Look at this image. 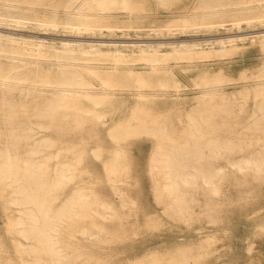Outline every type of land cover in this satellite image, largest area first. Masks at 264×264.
<instances>
[{
    "label": "rangeland",
    "instance_id": "rangeland-1",
    "mask_svg": "<svg viewBox=\"0 0 264 264\" xmlns=\"http://www.w3.org/2000/svg\"><path fill=\"white\" fill-rule=\"evenodd\" d=\"M69 1L31 0L27 12L40 18H64L69 15ZM206 1L246 9L186 25L195 22L191 19L202 12ZM128 2L135 5L132 12L115 0L106 10L108 20L91 29L62 22L47 25L37 19L0 20V74L27 76L28 80L37 77L39 83L44 71L57 74L60 69L78 66L72 65L75 62L92 82V95L84 96L82 106L102 112L97 126L95 119L86 120L77 131L71 116L68 130L60 135L46 124L34 130L36 140L46 138L61 145L47 148L45 153L59 151L56 161L75 164L80 174L65 187L57 204L67 200L76 188L89 193L88 198L94 197L91 192L98 196L92 211L100 227L87 232L78 229L75 239L85 252L99 256L106 264H264V171L255 173L243 163L251 149L264 148V0L253 5L260 11L258 16L233 21V14L251 15V0ZM9 8L24 13L21 7ZM212 20L216 22L208 23ZM165 68L169 70L163 71ZM26 83L29 87L22 92L0 89V96L9 97L3 107L12 104L22 108L26 104L31 111L30 81ZM42 91L50 95L53 89L37 84V106ZM142 109L167 118L163 138L150 129L151 122L141 125L122 119ZM86 113L93 117L90 111ZM25 119L22 126L33 125L30 115ZM254 119L263 121L258 131L248 130ZM144 127L148 128L144 131ZM191 131L198 135L202 131V138L207 135L223 141L218 154H204L212 158L206 161L203 172L218 174L212 178L216 191H210L211 186L201 178L187 188L179 180L180 200L166 203L165 197L156 194L163 188V179L158 177L161 163L153 160L157 142H182ZM118 150L119 171L109 173L105 165ZM5 201L7 197L0 196V245L5 258L17 263L6 216L16 210L5 211ZM169 203L174 208L180 204L182 209L178 211ZM120 233L124 239L114 241ZM16 238L25 243L20 235Z\"/></svg>",
    "mask_w": 264,
    "mask_h": 264
},
{
    "label": "bare ground",
    "instance_id": "bare-ground-1",
    "mask_svg": "<svg viewBox=\"0 0 264 264\" xmlns=\"http://www.w3.org/2000/svg\"><path fill=\"white\" fill-rule=\"evenodd\" d=\"M114 1L115 0H70L67 11L69 15L66 17L58 18L45 16L40 18L38 15L30 16L28 14L27 10L30 8L28 5L29 3H32L31 0H0V20L9 22L15 21V19H17V21H20V19H37L47 25H56L59 24V22H62L77 29H91L99 25L100 22L108 20L105 13ZM259 1L261 0H251L249 7L252 11L251 15L243 16L241 14V16L236 17L235 14H233L234 16L231 18L232 21L258 16L260 11L258 12L255 10L253 5L256 2L260 4ZM120 2L131 12L135 8V5L129 3L128 0H120ZM11 5L14 7H21L24 13L18 14L16 12V14L15 12H12L9 8ZM245 9L241 8L239 10H235L234 8L232 9L224 6L223 4H209L206 1L205 4L201 6L202 12L199 15H194L193 19H191H195V22L191 21L186 25L198 23L196 22V19H212L224 14H229L232 11L244 13ZM215 22L216 21L214 20L208 21V23L211 24ZM152 60V65L154 66V61L157 60V58L154 57ZM59 64L61 65V63ZM72 65L78 66L71 67L72 69H60L57 74H49L48 72L45 73V71L42 73V76L39 78V83L42 87H51L53 91L50 95L45 94L42 91L41 104L39 106L36 104V89L37 84H39L37 82V77H33L28 80V78H26L27 76L14 77L8 74H0V85H2V88L0 89H5L6 93L13 92L15 90H21V92L22 90L24 91L29 87V83L27 84L26 81H30L33 101L31 111L28 109L26 104H24L22 108H15L12 104H10L11 107L8 108L3 107L5 100L9 102L8 94L0 96V123H4V125L0 124V196L7 197V202L5 201L6 203H4L5 206L2 205L5 211L13 209L16 210L15 214L10 215V213H8L6 216L9 221L7 228L10 235L13 236L12 241L15 244L17 260L19 261L16 263L14 260L6 259L0 245V264H106L101 261L102 259L99 256H96L93 253L85 252L81 246L82 243L75 239V232L79 231L78 229L82 230V232H87L88 229L95 231V229L100 227V223L95 222V213L92 211V205L97 203L96 201H98V196H96L95 192H91L94 197L88 198L90 196L89 193L84 191L82 188H76L69 194V198L67 200L61 204H57V199L65 191V187L73 179L79 177L80 174L76 173L77 167L75 164L56 161V159L60 157L59 151H55L53 153L44 152L45 149L51 147L60 146L61 148L60 144L55 141L51 142L46 138H42L40 141L36 140L37 136L34 134V130L38 129L35 128V126L44 127L46 124L48 125V128L50 127L54 132L60 135L64 131L68 130L66 124L69 122L71 116H74V120H76L78 126H76L75 130L77 131L81 130L82 124L86 120L95 119L96 126L97 123H100L102 112H98L94 109L87 110L82 106V103H84V96L90 97L92 95L90 94L91 92H89L92 82L86 78V72L83 71L80 64L73 62ZM45 70L48 71L47 69ZM168 70L169 69L165 68L163 71ZM104 84H107V81H104ZM162 84L161 86H163ZM5 104L7 103L5 102ZM260 104L262 105L263 103ZM257 106L258 105H256V107ZM260 108L262 110L263 107L260 106ZM88 111L93 114V117H91L89 113H86ZM262 111H264V109ZM149 113H151L149 109L134 110L125 114L122 119L127 123L135 122L141 125L151 122L152 124L150 129L157 133V135H160V138H163L161 135H163L166 131L163 124H165L164 120L167 118L158 112V114L154 113L153 115H150ZM250 113L251 112H249V114ZM28 115L33 118V125L28 127L22 126L21 123L26 121L25 118ZM147 116H149V118H147ZM222 117L223 116H221V119ZM250 117H252V115ZM261 120L258 119L257 121L254 119L251 122L254 124H252L253 126H248L249 129L247 126L245 127H247L248 130L258 131L262 128L258 125L260 122L264 121ZM141 125L139 127H142ZM199 125L198 127H200ZM226 127L228 128V126ZM128 128H130L129 125ZM146 128L144 127V131ZM202 129L204 132V127H202ZM243 129L245 130V128ZM201 132H199V135L195 132L197 134L196 135L191 131V135L182 142L172 140L165 143L166 141L163 142L161 141L162 139L157 142L158 149L155 151V154L157 152V157L153 158V160L161 163L162 174L158 177L163 179V188H159L156 194L161 197H165L167 199V201L165 200L166 203L171 202L172 200H180L179 197L181 196L178 194V188L181 184L179 180L183 181V185L186 187L194 184L198 178H201L205 183L211 186V188L209 187L210 191H216V186L213 187L212 185V178L218 174L203 172L204 169H206L205 164L210 162L209 159L212 158L209 156V159H207L204 157V154H218L220 147L223 146V141L221 142L220 139H212L211 135V138H209L204 133L203 134L207 139H205V137L202 138L203 135L200 134ZM211 132H213V130L209 133ZM215 136L216 135H214L213 138H215ZM220 136L222 137V135ZM164 139L166 140L167 137ZM223 139L224 138H222V140ZM229 140L227 141L228 145ZM98 141L101 143L100 140ZM206 147H208V149ZM205 148L209 151L208 153ZM119 154L120 151H116L115 155L110 157L105 165V170H108L109 173L110 171H119L118 169L120 167L116 165L119 160L117 159ZM246 154H248V156L243 160V163L247 165L248 169L261 174V172L264 171V148L251 149L249 153ZM52 158L55 161L53 164L51 163ZM157 163L158 162H156V164ZM192 170H194V172H192ZM197 172L203 173L199 174ZM153 177L156 178L157 176L154 175ZM258 181H261V179ZM92 184L91 186L94 187ZM112 187L114 186L112 185ZM107 205L104 204L102 206L108 207ZM169 205L174 208L173 204L169 203ZM179 205L180 204H177V207L175 206L174 209L178 211L181 210L182 207ZM122 233L116 235L114 241L123 240L124 237ZM17 235L24 238L25 243L22 242L21 239L16 238ZM24 244H27V246H23ZM77 260H81L82 263H76Z\"/></svg>",
    "mask_w": 264,
    "mask_h": 264
}]
</instances>
